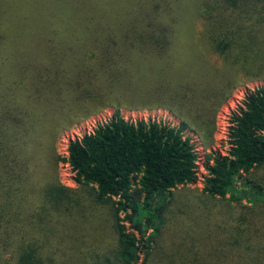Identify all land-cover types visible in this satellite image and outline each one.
<instances>
[{
	"label": "trees",
	"instance_id": "16d2710c",
	"mask_svg": "<svg viewBox=\"0 0 264 264\" xmlns=\"http://www.w3.org/2000/svg\"><path fill=\"white\" fill-rule=\"evenodd\" d=\"M192 1L79 0L71 25L41 0L20 29L0 18V264H264L251 230L264 187L245 179L264 167V86L231 115L227 155L207 156L201 196L187 187L197 155L186 132L209 147L237 84L180 38ZM194 10L202 46L227 67L264 58V0ZM107 106L108 121L68 143L77 187L63 186L55 136ZM121 108L180 122H130Z\"/></svg>",
	"mask_w": 264,
	"mask_h": 264
},
{
	"label": "rangeland",
	"instance_id": "374dc122",
	"mask_svg": "<svg viewBox=\"0 0 264 264\" xmlns=\"http://www.w3.org/2000/svg\"><path fill=\"white\" fill-rule=\"evenodd\" d=\"M202 0H194L190 4L189 18L192 25V29L185 30L180 38L186 36H192L194 40V46L196 53L200 61L206 63V65L213 68L221 69L225 73L235 77V88L230 92L228 99L220 109L215 117V127L212 133V144L206 147L202 144L198 135L193 132H186V135L190 136L192 143L195 146V153L197 155V168H196V180L187 187L194 191L196 195L201 196L204 179L207 175L206 165L207 156L212 153L225 156L228 153V131L230 128L231 115L242 107L243 100L246 94L258 87L264 86V58L255 61H246L243 65H230L224 62L223 58L215 53L207 51L202 46L201 38L203 32V19L200 17V13L197 14L194 9H198ZM54 4L59 6L57 11L64 17H68L71 25L78 24L76 12L79 9V0H53ZM108 2V1H107ZM199 2V3H198ZM41 4V0H0V18L2 24L5 25L7 31L14 29H20L23 24V17L26 13L37 10V7ZM84 10V8L81 6ZM56 10V8H55ZM200 12V10H199ZM56 16V13H55ZM13 39V37H11ZM12 43L8 44V51L13 48ZM190 55V52H188ZM193 83L191 82L188 84ZM116 112L114 107H102L94 111L91 116L84 120H79L70 126L68 129L58 133L54 138V155L60 159L54 166V174L56 173L57 180L65 187L76 188L74 182V173L71 171L69 164L66 161L67 158V146L70 141L80 139L83 135L91 133L98 125L108 121ZM120 115L124 120L130 122L136 121H148L162 122L171 126H177L179 119L170 113L167 109L161 108H143L140 110H131L128 108H121ZM52 159V158H51ZM40 174V173H39ZM38 175V174H37ZM40 181H43V176H39ZM246 180H249L256 185L264 187V167L255 169L251 174L245 176ZM237 187L242 188L241 183L237 184ZM244 204H247L244 202ZM257 216L252 217V231L257 229L259 232V238L262 246H264V207L257 208Z\"/></svg>",
	"mask_w": 264,
	"mask_h": 264
},
{
	"label": "built area",
	"instance_id": "2783aa9c",
	"mask_svg": "<svg viewBox=\"0 0 264 264\" xmlns=\"http://www.w3.org/2000/svg\"><path fill=\"white\" fill-rule=\"evenodd\" d=\"M197 162V161H196ZM196 166H197V163H196Z\"/></svg>",
	"mask_w": 264,
	"mask_h": 264
}]
</instances>
